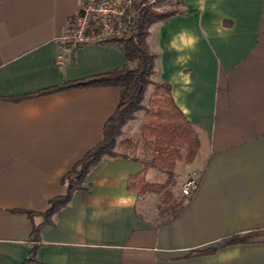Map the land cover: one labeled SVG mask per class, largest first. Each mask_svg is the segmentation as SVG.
<instances>
[{
    "label": "crops",
    "instance_id": "1",
    "mask_svg": "<svg viewBox=\"0 0 264 264\" xmlns=\"http://www.w3.org/2000/svg\"><path fill=\"white\" fill-rule=\"evenodd\" d=\"M84 1L0 0V264L23 262L32 243L25 264H264V241L220 244L264 227V0H178L149 28L154 81L170 84L201 145L182 211L160 216L158 194L126 188L142 165L103 156L88 188L43 224L38 213L101 140L120 88L12 97L126 63L115 44L62 39Z\"/></svg>",
    "mask_w": 264,
    "mask_h": 264
},
{
    "label": "trees",
    "instance_id": "2",
    "mask_svg": "<svg viewBox=\"0 0 264 264\" xmlns=\"http://www.w3.org/2000/svg\"><path fill=\"white\" fill-rule=\"evenodd\" d=\"M162 0H132L128 10L129 21L119 36L110 37L100 43L115 44L123 53L126 63L120 67L88 75L79 79L67 80L61 84L46 87L36 92L15 96L23 99L45 95L61 90L90 86H117L120 88L118 104L104 121L102 138L90 148L71 169L62 177L66 191L49 200L47 210L38 213L43 217V224L49 222L52 214L65 206L73 191L86 189V175L89 169L103 156H120L130 158L142 165V168L128 177L126 188L137 195L157 193L163 203L157 205L160 216L168 213L174 216L182 211L184 200L188 197L173 199L167 189L170 182H150L146 179L150 167H155L174 177L177 162L183 157L193 160L198 136L191 122L177 106L168 82L155 84L147 95L152 84L151 76L155 69L156 56L150 50L147 37L152 24L165 20L177 13L178 9L159 10L157 4ZM147 105H144V102ZM144 110V118L139 125L140 137L144 146L150 150L151 158L143 159L137 155L138 144L131 138L120 139L121 127L135 117V113ZM119 140V141H118ZM117 148V149H116ZM174 200V201H173ZM32 218L35 212L19 209ZM40 226H33L31 240H38ZM264 241V227L231 235L221 241V245L251 243ZM37 244L32 243L29 256L19 264L34 261Z\"/></svg>",
    "mask_w": 264,
    "mask_h": 264
},
{
    "label": "built area",
    "instance_id": "3",
    "mask_svg": "<svg viewBox=\"0 0 264 264\" xmlns=\"http://www.w3.org/2000/svg\"><path fill=\"white\" fill-rule=\"evenodd\" d=\"M132 0H85L64 30L62 39L78 45L119 36L129 21ZM198 172L183 181L181 192L189 197L198 185Z\"/></svg>",
    "mask_w": 264,
    "mask_h": 264
},
{
    "label": "rangeland",
    "instance_id": "4",
    "mask_svg": "<svg viewBox=\"0 0 264 264\" xmlns=\"http://www.w3.org/2000/svg\"><path fill=\"white\" fill-rule=\"evenodd\" d=\"M177 2L178 0H162L161 2L157 4V8L159 10L177 9L178 8ZM151 80H152V84L148 88L147 95L150 94L155 84H157V82L154 81L153 76H151ZM144 105L145 106L147 105L146 101L144 102ZM144 113H145L144 110H140L136 112L134 118L128 120L125 124L122 125L119 140L123 138H131L133 141H135L138 144L137 155L143 159H150L152 154L150 150H148L144 146V142L141 139L140 133H139V125L144 118ZM195 149L196 151H195L193 160L190 161L187 157H185V154H184L183 157L177 162L175 170H174V177L172 178H169L168 175H166L164 172H162L158 168L150 167L149 168L151 169V172H150L151 181L150 182H165L167 180L174 181V182L169 183L167 189L173 195V199L184 198L181 192L182 182L189 173L191 174L192 170H196L197 164L201 162V160H199V158L201 157V145L199 144ZM158 201L159 203H163V200L161 201L160 197L158 198ZM176 201L177 200H175V202ZM154 208L156 209V207Z\"/></svg>",
    "mask_w": 264,
    "mask_h": 264
}]
</instances>
